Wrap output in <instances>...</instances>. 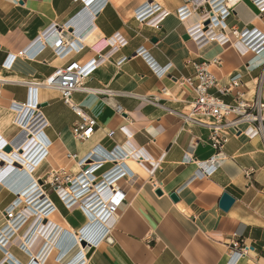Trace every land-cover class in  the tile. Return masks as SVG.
<instances>
[{
    "label": "crops",
    "instance_id": "1",
    "mask_svg": "<svg viewBox=\"0 0 264 264\" xmlns=\"http://www.w3.org/2000/svg\"><path fill=\"white\" fill-rule=\"evenodd\" d=\"M152 2L167 12L158 29L134 20L136 9ZM180 4L181 0H0V150L7 146L5 140L16 135L21 136L19 142L25 139L22 129L13 125L9 107L12 103L26 104L30 88H36L34 103L48 124L43 130L49 143L47 160L30 171L32 178L27 175L20 192L30 184L28 180L40 182L53 172L76 175L77 159L95 147L108 151L118 146L143 158L132 156L122 161L134 177L119 182L125 197L118 204L115 218L106 224L113 225L111 233L88 254L86 264H225L229 244L237 238L249 251L235 264H264V141L243 135L229 138L221 150L217 170L208 177L200 176L199 165L214 154L209 130L187 119L193 93L174 81L191 75L188 61L217 57L221 66L209 70L219 84L241 79L251 89L253 79L261 73L264 53L242 54L238 48L217 43L197 49L183 37L186 29L202 17L197 13L179 23L175 10ZM77 16L75 23L69 24ZM86 19L89 24L83 25ZM227 24L236 29L253 27L264 33V14H259L251 0H241ZM51 27H55V33ZM46 31L52 34L46 48L38 50L35 42ZM59 33L66 43L81 49L68 58L80 65L97 57L92 47L102 39L113 43L120 37L126 42L84 83L88 89L106 90L109 95H72V104L97 121L93 135L84 142L72 135L78 115L56 91L41 86L65 63L52 51ZM140 48L155 69L135 55ZM111 49L108 47L103 54ZM20 52L28 55L20 57ZM122 58L126 60L117 65ZM155 70H161V75ZM162 88L167 95L161 93ZM261 93L264 96V78ZM109 132H113L111 137ZM72 155L76 158L69 157ZM185 155L190 158L187 163L183 162ZM155 164L158 169L150 175ZM17 169L21 170L22 165ZM109 169L107 164L96 175ZM20 192H12L0 182V228L5 223L4 210ZM47 192L56 208L48 221L75 236L81 227L90 231L93 220L88 222L77 208L65 210L51 190ZM224 192L234 198L227 212L218 206ZM171 193L176 194L177 202L169 198ZM29 226L21 228L5 246L7 258L0 251V264H32L30 259L38 255L40 242L32 244L27 254L18 247ZM54 255L52 250L42 264H59L52 261ZM76 255L66 263L75 264V258H82Z\"/></svg>",
    "mask_w": 264,
    "mask_h": 264
},
{
    "label": "built area",
    "instance_id": "2",
    "mask_svg": "<svg viewBox=\"0 0 264 264\" xmlns=\"http://www.w3.org/2000/svg\"><path fill=\"white\" fill-rule=\"evenodd\" d=\"M240 2L241 0H181L180 6L175 10V17L179 23H185L193 15L197 13L201 15L202 19L187 28L185 33L197 49L209 43H217L220 46L231 45L235 49L238 48L242 54L250 52L255 56H259L264 53V33L253 27L242 29L228 27L227 21L233 16L234 9ZM251 2L259 14H264V0H251ZM166 15L167 12L162 10L159 4L154 2L145 3L136 9L134 20L152 29H158ZM88 24L87 19L83 20V25ZM50 29L55 33V27ZM50 34L52 33L46 31L37 39L35 45L38 50L46 48ZM60 35L61 33H59V41L54 44L52 51L56 58L65 61V63L45 78L41 86L47 90L56 91L60 100L78 115L79 122L74 125L72 135L75 140L84 142L93 135V131L97 127V121L72 104V95L74 93L109 95V91L106 90L88 89L84 86V83L93 71L109 60V55L126 45V42L120 37H117L113 43L109 39H102L92 47L97 57L84 65H80L75 61L68 60V58L74 51L77 52L81 49L66 43L63 37L60 38ZM108 47L114 50L111 49L110 53L103 54ZM27 55L28 52L18 54L20 57ZM135 55L142 57L152 69H155L154 63L142 48L138 49ZM125 60L126 58H122L117 65ZM10 61L13 62V60ZM186 65L191 67V75L174 78V81L179 87L187 86L193 93V99L188 106L187 119L203 125L209 130L208 141L214 154L207 161L200 164L198 169L200 176L208 177L217 170L222 161L221 150L229 138L243 135L248 139L261 137L264 141V96L261 93L264 63L259 76L253 79L251 89H248L241 79H233L226 84H219L209 70L210 67L219 68L221 66V60L217 57L210 60L188 61ZM155 71L158 76L161 75V70ZM35 89V87L29 89V99L26 104L12 103L9 111L13 113L15 122H19L21 127L27 126V133H22L23 136L25 135L22 143L25 144L29 139L33 146L34 159L41 162L48 154L49 143L43 134V130L48 124L41 113L38 112L36 103H34ZM161 93L163 95L168 94L165 88L161 89ZM31 103H34L33 107H31ZM24 107L25 109H23ZM23 110L25 113H22ZM115 111L120 113L119 107H115ZM200 117L211 120V122H204ZM112 134L113 132H109L108 136L111 137ZM34 136L38 137L37 141L34 140ZM132 156L136 157L137 155L136 153L124 152L118 146H114L108 151H101L98 147H95L86 155L77 159L78 172L76 175L53 172L41 179L40 182L35 181L36 185H33V190L26 189L27 186L34 183L28 180L30 184L26 185V188L21 191L24 193V200L19 201V197L15 198L4 210L5 223L0 228V251L7 258L8 256L4 251L5 246L18 236L21 228L29 226L30 223L31 225L21 239L28 240L30 238L28 233L32 232L37 225H40L42 233H47V230L52 227H55L54 235L61 231L60 227L54 226L46 219L56 212L55 206L49 200L47 191L50 189L65 210L79 209L88 222V217L93 218L95 215L100 218V221L93 220L90 231L85 232V228L81 227L79 231L75 232L78 237L77 241L71 242L69 240L70 248L64 257L53 259L54 255L52 258L55 263L65 264L72 255L77 254L78 256L83 253L82 258L76 264H86L85 258L88 254L111 233L113 225L107 226L106 223L115 218L118 204L125 197L124 189L119 185V182L134 177L122 161ZM69 157L76 158V155ZM136 159L143 158L138 155ZM189 160L190 158L185 155L183 162L187 163ZM35 163L36 161L32 165ZM107 164L110 165V169L96 175ZM157 169L158 165L155 164L151 167L149 174L153 175ZM26 191L29 192L25 193ZM79 191L80 194L76 195ZM40 201L41 203L36 207L35 213H31L28 208L29 205L36 206L35 204ZM68 238L65 236L66 243ZM82 242H84V246L81 245ZM31 246V243H29V248ZM18 247L24 253H28L26 246L19 244ZM54 249L57 251L56 248H51L47 252V246H43L40 258L34 260L31 258L30 263L42 264ZM248 251L249 247L240 239H233L229 244L225 264H235L239 259L245 258Z\"/></svg>",
    "mask_w": 264,
    "mask_h": 264
},
{
    "label": "bare ground",
    "instance_id": "3",
    "mask_svg": "<svg viewBox=\"0 0 264 264\" xmlns=\"http://www.w3.org/2000/svg\"><path fill=\"white\" fill-rule=\"evenodd\" d=\"M23 109H25V107ZM22 113H25V111L23 110ZM12 123L16 127L22 129L20 131L21 133L26 132L27 126L21 128L20 123L15 122L14 118L12 119ZM12 123L10 122V125H12ZM20 138H21L20 135H16L14 138H12L10 140H5L6 145L7 146L9 145L12 148V151L10 153H6L3 150H0V162H3V164L0 166V178L5 177L3 180L0 179L1 180L0 182L6 189H8L12 192H16V193L20 192L19 189L24 186L23 180H24L25 176L28 175L31 177L30 171L35 170L36 165L38 163L37 159H34V156H33V152H32L33 146L31 144V141L28 139L27 142L25 144H23L22 142H19ZM34 140L37 141L38 137L34 136ZM19 151H20V153H19ZM46 160H47V158H44V160H42L41 162H45ZM35 161H36V163L34 164L35 165L34 166V165H32V163ZM16 164L22 165V169L18 170L17 167L15 166ZM33 185L34 186L36 185L35 182L31 186H27L26 189L30 188L29 190H33L34 189ZM27 192H29V191H26L25 193H27ZM23 194L24 193H22V192H21V194H19V199H20L19 201L24 200ZM78 194H80V191L78 193H76V195H78ZM40 203L41 202H37L35 204L36 206H33V207H32V205H29L28 208L31 211V213H35V211H36L35 209L37 206H39L38 204H40ZM51 217H53V213L51 215H49L46 219L51 218ZM88 218L90 221L96 220V219L100 221V218H98L95 215L93 218H90V217H88ZM106 224H108V223H106ZM54 229H55V227H52L51 229L47 230V233H42V231L40 230V225H37L33 228L32 232L28 233L30 235V238L28 240L27 239H21L19 241V244L22 246H26L27 250H28L29 249V243H31V245H32V244H35L37 242H40V244L42 245L41 246L39 244V246H41V249L43 246H45V247L47 246V250H46L47 252L51 248L57 249V251H55L56 254H55L54 259L55 258H62L65 256V254L67 253V251L70 248L69 240L71 242L77 241L78 237H77V235L75 236L73 232H71V231L68 232L67 230H64L62 228H61L60 232H58V233L56 232L57 234L54 235L53 234V233H55ZM65 236L69 237L67 240V243L65 241ZM41 249H40L39 253H37L38 255L35 258H37V259L40 258L41 253H42ZM81 249H83V248L81 247ZM76 256H74V257H76ZM81 257H82V254H81ZM72 258H69L67 261L71 260ZM74 261H75L74 263L76 264L79 260H77V258H75ZM65 264H68V263H65Z\"/></svg>",
    "mask_w": 264,
    "mask_h": 264
},
{
    "label": "water",
    "instance_id": "4",
    "mask_svg": "<svg viewBox=\"0 0 264 264\" xmlns=\"http://www.w3.org/2000/svg\"><path fill=\"white\" fill-rule=\"evenodd\" d=\"M87 11L85 10L83 14H85ZM82 14V15H83ZM80 16H77L74 20H72L69 24H73L75 23L76 19H78ZM183 39L185 41L189 40L188 36L187 35H184ZM3 151L6 152V153H10L12 151V148L10 146H5L3 148ZM3 164V162H0V166ZM16 167H20L21 165H18L16 164L15 165ZM158 196L161 195V191L157 190L155 192ZM169 198L173 201V202H177V196L175 193H171L169 194ZM234 203V198L231 197L228 193L224 192L221 194L220 196V199H219V203H218V206H219V209L223 212H227L230 207L233 205ZM82 246H84V242L81 243Z\"/></svg>",
    "mask_w": 264,
    "mask_h": 264
},
{
    "label": "rangeland",
    "instance_id": "5",
    "mask_svg": "<svg viewBox=\"0 0 264 264\" xmlns=\"http://www.w3.org/2000/svg\"><path fill=\"white\" fill-rule=\"evenodd\" d=\"M200 119L203 120V121H206V122H211V120H208V119H206L204 117H200Z\"/></svg>",
    "mask_w": 264,
    "mask_h": 264
}]
</instances>
